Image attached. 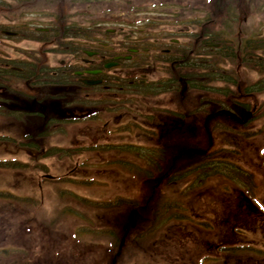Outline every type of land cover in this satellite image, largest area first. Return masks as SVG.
<instances>
[{"label": "flooded vegetation", "instance_id": "obj_1", "mask_svg": "<svg viewBox=\"0 0 264 264\" xmlns=\"http://www.w3.org/2000/svg\"><path fill=\"white\" fill-rule=\"evenodd\" d=\"M94 1L0 0V145L11 156L0 163L42 167L46 133L68 129L72 144L48 146L70 153L74 175L94 167L134 184L104 192L118 200L106 231L118 248L143 230L156 260L166 244L187 264L251 246L241 232L264 231V0H106L100 12ZM81 152L96 162L77 161ZM32 173L2 176L31 185L0 190L9 211H26L42 186L44 173ZM9 240L11 260L38 264Z\"/></svg>", "mask_w": 264, "mask_h": 264}, {"label": "rangeland", "instance_id": "obj_2", "mask_svg": "<svg viewBox=\"0 0 264 264\" xmlns=\"http://www.w3.org/2000/svg\"><path fill=\"white\" fill-rule=\"evenodd\" d=\"M93 4L101 5L100 12L106 6V0H98L97 3L94 1ZM262 15H264V7ZM94 17H97V15ZM115 26L117 25L115 24ZM49 142H56L64 147L72 144L71 131L66 129L60 134L57 132L51 133L50 130L46 133L44 168L42 167L43 170H39L38 173L40 175L43 172L55 177L63 175V178L58 180L56 178L54 181H43V185L40 188H32L35 193L33 194V199L26 204V211L22 209V204L18 203H10L14 205L13 207L16 210L9 211V207L3 205L5 203L3 202L4 200L0 201V264H16L14 263L15 259L21 261L19 264H29L24 259H27L26 255L24 257L21 254H14V259L11 260L10 254L3 249L4 245H7L10 241L9 239L16 243L13 248L17 249V246H23L22 248L27 254L34 256L33 260L36 259L38 264H105L112 252L114 253L112 238L107 237L106 232L109 229V219L112 214L110 215L108 206L100 208L97 204L108 199L104 195L105 191H111L112 194L118 193L117 191L119 190L121 192H130L134 184L132 180L117 184L115 182V175H113L114 179H112L110 177L112 175H104V172L100 168L94 167L93 170L82 167L81 169L84 173L75 176L74 173L79 168H75L74 162H67L70 153L63 155L59 152H54L48 146ZM6 150H10V148L0 145V160L11 157L9 151ZM11 152H19V150L14 147ZM58 159L63 160L62 165L59 164ZM75 159L77 161L88 159V161L96 162L89 152H81ZM88 164L91 165L90 162ZM116 169V172L120 174L127 173L128 171L126 170H129L127 168L122 170L121 168ZM32 171L30 167L26 168L10 163H0V190L6 191V188L8 190L10 187L12 193L23 195L28 191L25 189L27 188L26 186L29 188L31 186L28 182L22 184V180L19 179L21 183L14 184L13 180L6 182L2 179V176L10 175V173H14L13 176H15V173L18 172L20 175L26 176L25 178L27 179V176H33V174L29 175ZM66 172L68 174H65ZM128 173L133 175L131 172ZM85 175L93 176L97 181L93 180L95 182L89 184L87 181H90V179L86 178ZM109 178V186L98 182L100 179L107 180ZM177 191L178 189H174L173 194L177 195ZM178 198L179 200L174 199L170 203L174 204L177 208H181L182 202L179 203L180 197ZM222 202L216 201V205H220ZM262 202L264 203V201ZM7 207L8 209H6ZM10 213L11 222L7 223V221H4V218L10 217ZM22 217L31 219L29 224L20 225L19 222ZM160 221L161 217H159V224ZM6 225H12V228L10 226L5 227ZM110 229L117 230V227L112 225ZM241 234L242 240L249 243L251 245L249 246L250 248L254 247L253 251L264 253V232L262 230L253 231L252 234H247V236L245 232H241ZM140 236L143 237L141 239L142 242H138L136 245L133 241L126 243L121 254L124 259L118 261V264H187L179 258H173L175 253H172V251H176L178 245L173 248L169 244L164 245L162 247L164 256L156 260V257H161L162 254L154 252V238L145 230H143ZM7 239L8 242H6ZM227 249L216 248V264H225L222 261L225 255L226 259H231L230 264H264L262 261L264 258L251 256L248 254L250 250H240V248H237V254H235L233 248L230 254L227 252ZM189 264H192V262Z\"/></svg>", "mask_w": 264, "mask_h": 264}, {"label": "trees", "instance_id": "obj_3", "mask_svg": "<svg viewBox=\"0 0 264 264\" xmlns=\"http://www.w3.org/2000/svg\"><path fill=\"white\" fill-rule=\"evenodd\" d=\"M260 251V250H259ZM261 252V251H260Z\"/></svg>", "mask_w": 264, "mask_h": 264}]
</instances>
